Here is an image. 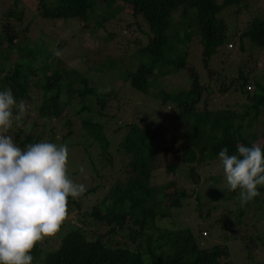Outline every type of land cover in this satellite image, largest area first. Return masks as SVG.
<instances>
[{
  "label": "trees",
  "instance_id": "trees-1",
  "mask_svg": "<svg viewBox=\"0 0 264 264\" xmlns=\"http://www.w3.org/2000/svg\"><path fill=\"white\" fill-rule=\"evenodd\" d=\"M119 1L120 3L118 0H54V11L56 18H76L86 23L93 11H97L100 5L105 6V12H98L100 18L95 21L104 30V23L124 8L122 10L133 22H126L122 28L131 34V26L134 24L139 31L137 21L140 19L151 35L146 40L134 38V48L126 46L124 54L127 57H122L119 65L108 58L107 68L120 71L122 80L132 90L143 94L147 93L150 80H154L152 74H156L155 69L164 65L173 70L186 67L190 82L186 88L171 92L163 89L159 92L158 103L164 111L161 113L162 120L154 125L147 123L148 120L143 115L131 117L124 124H121L122 118H118L119 125L114 129V134L121 131V128L124 130L115 144L110 143L104 135L101 123L94 120L106 115L105 109L110 99L116 95L115 91L99 93L100 87L85 77H80L77 84L65 80L66 68L58 59L55 60L53 70L42 75L41 80L36 79L33 85H28L27 80L32 71L26 72L25 66L29 61L30 48L26 41L18 42V34L25 32L26 27L14 30L8 20L9 16H13L12 20L20 21L21 12L13 13L8 9L0 22V42L4 44V48L0 50V91L10 88L17 102L23 99L25 103L29 99V87L33 86L42 92L40 101L30 108L31 113L26 111L20 120L23 124L27 123L29 128L23 130L18 127L12 132L14 142L22 150L28 144L41 141L71 147L65 140L73 132L75 122L62 113L74 98L78 106L74 115H80L78 127L83 129L80 138L86 144H81L80 154L79 150L76 151L81 165L68 172L73 175L83 167L81 183L84 182L87 189L78 199L68 198V214L72 209L76 210L75 221L67 219L55 236L38 243L30 253L33 257L32 264H235L228 254L229 241H243L249 247L258 242L264 247V198L260 206L255 208L258 213H252L248 221L244 218L236 231L235 226L233 227L235 221L232 222L225 216L204 223L206 231L201 232L204 240L200 242V231L192 223L175 226L172 221V211L182 208V201L189 198V194L183 189L174 190L172 180L159 184L154 173L163 169L172 176L175 167L180 165L185 168L187 179L201 186L209 178L197 173V167L209 161L220 165L218 153L222 148H227L228 154L234 155L237 154V145L251 147L254 144L251 141L253 135L249 136L243 129L256 122L260 111L264 109L263 82L259 79L264 72V57L261 55V52L264 53V16L249 18L235 33L239 40L237 50L244 51L242 40L246 39L254 45L255 50L252 51L259 49L257 59L249 61L246 70L239 67L236 76L226 77L219 71L212 70L209 61L223 43L233 45L226 39L228 27L223 10L233 3L238 6L241 0ZM16 2L13 0V4ZM38 4L43 17H53V11L44 0H39ZM245 6L246 4L238 6L233 13L237 14ZM181 13L190 17L188 21L178 25L182 32L175 31L174 37L179 42H189L190 38H194L200 45V59L207 77V81L203 83H199L196 73L186 65V51L174 53L178 49L165 33L174 15ZM106 32L104 39L114 35L113 32ZM14 48L17 57L11 66L5 67L4 63L8 61L9 53ZM251 58L254 59V54ZM132 60L138 63L134 69L129 64ZM259 63L260 74L256 76L253 72L249 76V71L257 70ZM47 67L44 65L43 70L46 71ZM249 83L252 84V90ZM233 89L239 90L243 101H236L223 108H213L210 105L208 99L215 90L220 95H225ZM88 99L90 104L86 102ZM170 106V111L173 110L175 116L169 114ZM15 111L14 109V114ZM163 118H168L171 126H174L175 121L178 123L180 142L175 162L161 166L156 154H159L158 150L163 151L160 147L157 148L167 129ZM56 123H61L64 132ZM90 127L98 135L90 134ZM261 147L264 148L263 143ZM223 181L226 186L211 201L224 203L239 193V190L229 191L225 178ZM90 195L99 198L86 201ZM83 198L88 202L85 208H82L85 202H82ZM194 201L193 208L198 218L209 217L215 209L207 208L202 211L204 203L200 201L198 193L194 195ZM242 213L243 208H236L234 219ZM166 222L171 225H161ZM194 222L199 223L196 220ZM215 231L219 243L206 245L211 236V239L215 237ZM249 252L250 250L245 252L246 264H254Z\"/></svg>",
  "mask_w": 264,
  "mask_h": 264
},
{
  "label": "rangeland",
  "instance_id": "rangeland-1",
  "mask_svg": "<svg viewBox=\"0 0 264 264\" xmlns=\"http://www.w3.org/2000/svg\"><path fill=\"white\" fill-rule=\"evenodd\" d=\"M16 1L17 2L13 4V0H0V22H2V16H4L8 9L13 13L21 12L20 21L17 22L12 20L11 18L13 16H9L8 20L12 23L14 30L26 27L25 32L18 34V42L26 41L28 48H30V52L28 53L29 61L25 66L26 72L32 71L27 80L28 85H33L36 79L41 80L43 77L42 75H47L50 70H53L55 60L58 59L66 68L64 75L65 80L77 84L80 77H85L92 84L98 85L100 90L108 89L107 91H115L116 95L110 99L108 106L105 109L106 115L104 117L94 118V120L101 123L104 135L112 144H115L120 140L122 131L124 130L121 128V131L114 134V129L119 125V123H117L118 118H122L121 124H124L130 121L131 117L134 118L143 115L148 120L147 123L154 125L156 122L162 120L161 113L164 111L158 103L159 92L163 89L171 92L176 89L186 88L189 85L190 79L186 67L179 70H173L170 66L164 65L155 69L156 74H152L154 80L151 81L149 79L150 82L147 93L143 94L139 91L132 90L129 85L122 80L120 71L107 68L106 61L108 58H111L115 64L119 65L118 63L122 60V57H127V54H124L125 50H127L126 46L128 48H134V38H142L146 40V38L151 35L146 24L139 18L137 21L140 28L139 31L134 24L131 26L133 28L131 34L127 32V29H124V27L122 28L126 22H133V19L127 16L122 10L124 8L116 13L110 21L104 23L105 29L103 30L102 27H98V22L96 23L95 21H98L100 18L98 12H105V6L100 5L101 8L99 6L97 11H93L88 17V21L82 23L76 18H56L57 15L54 11V0H44L46 5L53 11L52 18L43 17L41 15V9L38 4L39 0ZM118 3H120L119 0ZM244 4H246V6L241 8L237 14L233 13L234 10H237L238 6ZM238 6L233 3L225 7L223 10L228 27L226 39L233 43V45L231 46L229 43H226L225 45L223 43L217 48V52L211 56L209 61V67L212 70L219 71L226 77L236 76L239 67L242 70H246V65L250 64L249 61L256 60V57H258L257 54L259 49L252 51L255 50L254 45L248 43L246 39L242 40L244 43V51L237 50L239 40L235 33L243 27L244 22L249 18L253 16H264V0H241ZM189 17L190 15L184 13H181V15H174L173 21L171 20L165 33L171 37L170 41L173 42L174 46L178 49V51H174V53L186 51V65L191 67L196 73L199 83H203L207 81V77L200 59V45L197 44L194 38H190L189 42H179L176 41V38L174 37L175 31L178 30L179 33L182 32L180 31L181 28H178V25H180V23L183 24L182 22L184 21H188ZM120 19L121 21H119ZM105 31L113 32L114 35L111 38L104 39L103 36L105 35ZM3 48L4 44L0 42V50ZM56 50L62 52L60 57L54 56ZM252 54H254V59L251 58ZM261 55L263 58L264 53L261 52ZM16 57L17 51L14 48L13 51L9 53L8 61L4 63L5 67L11 66L12 61ZM125 59L126 58H124V60ZM129 64L132 69H134L138 63L132 60ZM44 65L48 66L47 69H45L46 71L43 70ZM257 66V70L253 69V71H249V76H252L253 72L256 73V76L260 74V63ZM259 79L263 82L262 86L264 90V72L261 73ZM248 86L252 90V84L249 83ZM29 88V99L26 100L25 104L27 106V112L30 114V108L34 107V105L40 101L42 92L40 89L33 86ZM102 92L103 91H99V93ZM72 99L73 100L69 105L64 107V113H62L64 114V117H71L74 119L73 122H75L73 124L75 126L73 132L70 137L65 140L66 143L72 145L68 148V155L70 156L68 159V172L76 170V167L81 165L79 163L80 156L76 154V151L79 150L80 154L81 144L86 146L85 141L80 138V134L83 131L82 128L78 127V118L80 115H74L75 109L78 107L75 103L76 99ZM208 100L213 108H223L227 105H233L236 101H243V98H240V93L237 89L230 90L225 95H220L218 91L215 90V92L209 96ZM86 102L90 104L89 99ZM170 108L171 106L169 107V111ZM169 114L175 116L173 110L170 111ZM169 114L168 116H170ZM167 120L169 119L163 118V123L167 126V129L164 131L165 134L161 143L157 146V148L160 147V150H163H158L159 154H156L161 166L175 162L180 142V127L178 123L175 121L174 126H171ZM56 125L60 130L63 129L64 132V127L61 123H56ZM18 127L27 130L29 125L27 126V123L23 124L20 120L15 121L13 127L9 130L8 135H11ZM89 129L90 134L98 135L94 129L91 127ZM243 130L249 136L253 135L251 141L254 144H264V136H262L264 130V109L260 111L258 120L253 122L249 128ZM82 152L84 154L83 150ZM196 172L202 174L201 176L206 179L209 178L201 186L191 183L186 177L187 173L185 168L180 165L175 167L174 175L172 176L163 169H159L154 173L156 176V182L159 184L172 180L175 184L174 190L183 189L186 194H189V198L182 201V208L172 211L174 213L172 221L175 226H181L188 222L192 223L194 228L200 231V236H198V238L199 241L202 242L204 240V235H202L201 232L205 230L203 225L204 223H207V221L211 222L214 218L225 216L226 219H231L232 222L235 221L233 227L235 226L236 231L238 228L237 226L241 225L240 223L244 218H247L248 221L251 219L250 217H252V213H258L255 208L260 206L261 200L264 198V187H259L258 190L261 192V195L254 198L253 201L247 203L244 207H241L240 205L239 193L224 203H221V201H211V198L218 192L222 191L226 186L223 181L224 174L222 167L215 161H209L208 163L197 167ZM69 176L75 182H82L81 172H77L73 175L69 174ZM196 193L199 194L200 201L204 203L201 207L202 211H205L207 208H215L211 211L209 217H197V212H195V208H193L195 205L194 195ZM98 198L99 197H96V195H90L89 200L86 198V201L91 202ZM83 201H85V198L82 199V202ZM86 201L83 202L84 205L82 208H85V206L88 205V202ZM236 208H243V213L237 219H234L233 214ZM75 212L76 210L72 209V212L69 213V221L71 218L75 221ZM254 218L255 216L253 215L252 219ZM194 219L199 223L194 222ZM169 222L161 223V225L169 226L171 225ZM216 232L217 231L213 233L215 234V237L213 236V239H211V236L206 245L219 243L216 239ZM255 243L256 244L250 245L249 247V244L244 243L243 241H229L227 244V250L230 259L235 264H246L245 252L250 250L249 253L252 262L254 264H264V247L260 246V243L258 242Z\"/></svg>",
  "mask_w": 264,
  "mask_h": 264
},
{
  "label": "clouds",
  "instance_id": "clouds-1",
  "mask_svg": "<svg viewBox=\"0 0 264 264\" xmlns=\"http://www.w3.org/2000/svg\"><path fill=\"white\" fill-rule=\"evenodd\" d=\"M61 55L60 50L54 52ZM26 111L24 100L17 102L10 88L0 91V264H32L33 248L55 236L68 219V198L78 199L87 190L69 176L66 144L41 141L22 150L8 135ZM218 157L229 191L239 190L241 207L261 195L260 144L237 145L234 155L222 148Z\"/></svg>",
  "mask_w": 264,
  "mask_h": 264
}]
</instances>
